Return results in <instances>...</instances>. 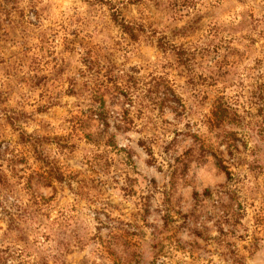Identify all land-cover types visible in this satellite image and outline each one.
<instances>
[{
    "label": "rangeland",
    "instance_id": "374dc122",
    "mask_svg": "<svg viewBox=\"0 0 264 264\" xmlns=\"http://www.w3.org/2000/svg\"><path fill=\"white\" fill-rule=\"evenodd\" d=\"M0 264H264V1L0 0Z\"/></svg>",
    "mask_w": 264,
    "mask_h": 264
},
{
    "label": "trees",
    "instance_id": "16d2710c",
    "mask_svg": "<svg viewBox=\"0 0 264 264\" xmlns=\"http://www.w3.org/2000/svg\"><path fill=\"white\" fill-rule=\"evenodd\" d=\"M217 167H219L220 169H222V167L219 166L218 164H217ZM225 174H227L226 176L228 178L229 177V173L225 171ZM208 197H210V193L207 190H204L199 195H197L196 193H193L191 195V200L194 201L195 203H198L199 201L197 200V198L207 199ZM195 235H197V234H195Z\"/></svg>",
    "mask_w": 264,
    "mask_h": 264
}]
</instances>
